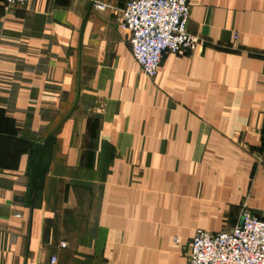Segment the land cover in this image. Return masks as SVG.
I'll return each mask as SVG.
<instances>
[{"label": "crops", "instance_id": "0c3cea01", "mask_svg": "<svg viewBox=\"0 0 264 264\" xmlns=\"http://www.w3.org/2000/svg\"><path fill=\"white\" fill-rule=\"evenodd\" d=\"M89 2L0 0V264H188L198 229L264 219V0H191L203 42L154 78L127 0H99L81 43Z\"/></svg>", "mask_w": 264, "mask_h": 264}, {"label": "built area", "instance_id": "2783aa9c", "mask_svg": "<svg viewBox=\"0 0 264 264\" xmlns=\"http://www.w3.org/2000/svg\"><path fill=\"white\" fill-rule=\"evenodd\" d=\"M29 0H5L22 6ZM191 0H127L119 25L129 32L130 49L143 73L154 78L165 54L195 51L203 42L188 31ZM105 10L109 4L97 2ZM188 264H264V219L244 206L240 222L229 230L198 229L189 245ZM56 258L52 259V263Z\"/></svg>", "mask_w": 264, "mask_h": 264}, {"label": "water", "instance_id": "95a60500", "mask_svg": "<svg viewBox=\"0 0 264 264\" xmlns=\"http://www.w3.org/2000/svg\"><path fill=\"white\" fill-rule=\"evenodd\" d=\"M98 1L99 0H90L89 4L87 6V14L84 18L82 28H81V43H82V39H83V33H84L86 22L90 16V14L92 13L93 7L96 5V3ZM54 142H55V135L54 134H50L49 136H47V138L45 139V141L43 142V144L41 146L39 160L32 165V169H31V173H30V179H31V184L34 187L33 191H35V192L38 190H41L43 188L45 175H46L47 170H48V165H47V163L44 162L43 158L45 155L50 154Z\"/></svg>", "mask_w": 264, "mask_h": 264}]
</instances>
